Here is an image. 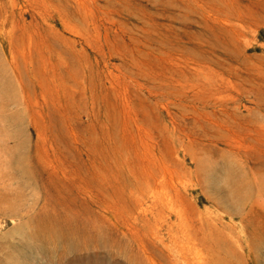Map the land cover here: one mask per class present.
<instances>
[{"label":"rangeland","instance_id":"rangeland-1","mask_svg":"<svg viewBox=\"0 0 264 264\" xmlns=\"http://www.w3.org/2000/svg\"><path fill=\"white\" fill-rule=\"evenodd\" d=\"M17 263L264 264V0H0Z\"/></svg>","mask_w":264,"mask_h":264},{"label":"bare ground","instance_id":"bare-ground-1","mask_svg":"<svg viewBox=\"0 0 264 264\" xmlns=\"http://www.w3.org/2000/svg\"><path fill=\"white\" fill-rule=\"evenodd\" d=\"M47 230H50L53 234H60V236H63L64 238H71V237H75V235H77V233H75L71 228L69 227H57L54 223H50V226L48 227ZM39 236V235H38ZM76 238V237H75ZM58 239V237H57ZM29 252V250H28ZM20 256V255H19ZM21 257V256H20ZM26 257V256H25ZM29 257V256H28ZM18 258V257H17ZM78 258V257H77ZM19 259V258H18ZM25 259V258H24ZM86 259V258H85ZM91 260V259H90ZM26 261V260H25ZM28 261V260H27ZM83 261V260H82ZM88 261V259H87ZM93 262V259H92ZM19 264V263H17ZM31 264V263H30Z\"/></svg>","mask_w":264,"mask_h":264}]
</instances>
